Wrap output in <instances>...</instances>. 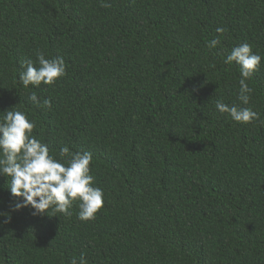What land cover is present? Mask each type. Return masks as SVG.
<instances>
[{
  "label": "trees",
  "instance_id": "16d2710c",
  "mask_svg": "<svg viewBox=\"0 0 264 264\" xmlns=\"http://www.w3.org/2000/svg\"><path fill=\"white\" fill-rule=\"evenodd\" d=\"M103 3L0 0V111L27 112L57 159L91 152L105 193L95 219L79 201L34 216L0 175V264H264V61L248 81L260 120L215 107L240 105L232 48L264 56V0ZM37 52L67 75L25 88L21 61Z\"/></svg>",
  "mask_w": 264,
  "mask_h": 264
},
{
  "label": "clouds",
  "instance_id": "9594fccd",
  "mask_svg": "<svg viewBox=\"0 0 264 264\" xmlns=\"http://www.w3.org/2000/svg\"><path fill=\"white\" fill-rule=\"evenodd\" d=\"M103 7L109 5L103 3ZM216 32L223 34L225 29L217 27ZM219 43L214 38L207 47L215 49ZM264 56L253 51L252 45L242 42L232 48L224 63L235 62L240 68L238 100L240 105H228L216 102L220 113H228L235 122L248 124L260 120V114L249 107L254 89L248 81L253 77ZM23 70L19 80L25 88L29 85L39 87L42 83L52 85L67 75V68L62 57L46 58L43 52L36 53V61L27 58L21 61ZM28 100L37 107L51 108L50 99H41L35 92ZM0 116V175L8 177V186L14 197L20 198L14 204V210L31 206L34 216L63 213L71 216L73 203L79 201L78 218L81 221L95 219L103 207L105 193L95 185L92 175L93 156L91 152H72L68 146L60 148L57 159L50 154L47 143L33 134L36 121L25 111L10 107ZM9 177L10 182H9ZM70 264H86L85 255L73 257Z\"/></svg>",
  "mask_w": 264,
  "mask_h": 264
}]
</instances>
